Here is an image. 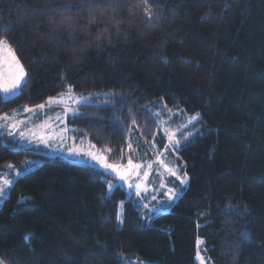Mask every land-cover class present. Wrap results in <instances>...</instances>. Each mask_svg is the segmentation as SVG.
<instances>
[{
  "label": "trees",
  "instance_id": "trees-1",
  "mask_svg": "<svg viewBox=\"0 0 264 264\" xmlns=\"http://www.w3.org/2000/svg\"><path fill=\"white\" fill-rule=\"evenodd\" d=\"M0 38L28 73L0 116L68 85L109 94L67 125L112 163L131 127L157 136V102L202 117L177 151L188 185L149 224L102 171L0 135V168L41 162L0 206L3 264H196L198 239L211 264H264V0H0Z\"/></svg>",
  "mask_w": 264,
  "mask_h": 264
},
{
  "label": "snow or ice",
  "instance_id": "snow-or-ice-1",
  "mask_svg": "<svg viewBox=\"0 0 264 264\" xmlns=\"http://www.w3.org/2000/svg\"><path fill=\"white\" fill-rule=\"evenodd\" d=\"M150 20V17H149ZM106 31V30H105ZM97 39H100V36H97ZM165 62L167 60L165 59ZM28 73L21 63L19 58L15 54V50L12 48L10 42L7 38H0V92L5 95H14L16 92L23 93L25 87H27V77ZM107 95V94H106ZM89 102L88 96H77L75 95V90L71 85H68L67 88L58 94L57 96H52L47 99L45 103L37 104L33 107H25L24 111L28 113H35L36 109H45L46 105H62L63 106V113H56L55 120L60 121L61 123L64 122V117L68 114L72 115H79V108ZM162 111L167 113L169 118L174 116H185L186 118L176 127L172 128L170 124H168L165 120H160L159 127L164 132L167 137L168 145L165 146V151L169 148L173 152L179 151L182 141L187 142L192 136L193 132L191 131V127H194L196 124L202 122V117L199 112L194 113L193 115H187L183 112V110H176L174 111L171 108H168L167 104L162 105ZM146 112L150 113L153 117L159 119L161 116L160 112H150V110L146 109ZM0 119H8V117H3ZM23 123V121H18L15 123H11L5 125L0 123V127H7L9 129L8 135H13V130L18 127L19 124ZM133 123L135 120L133 118ZM45 127L49 125H44ZM66 129L61 128L59 133L52 132L48 133L47 135L44 134H37L33 130H29L30 134L36 137L40 143L45 144V146H49V142L55 139H59L61 143L64 141L63 133ZM21 139L26 138V134L24 132H20ZM153 147L155 145L153 144ZM127 148L129 151L133 149V144L129 142L127 144ZM95 145H89L88 148L81 147H74L70 148L68 151L72 155H83L85 157H90L93 162H95L104 172H110L115 175L120 181L127 183L128 188L130 190L134 189V194L142 199H145L146 196H142V193H147L149 191L148 183L149 177L152 171H156L157 175L160 176L161 183L159 185L160 188H166L165 195L167 197L168 202L174 201L179 193L175 188L167 187L164 183V175L163 173H167L170 177H175L176 180L179 181L180 185H186L188 183V175L187 172L184 171L183 175L180 174L179 165H172L169 164L164 159V153H158V159L156 160H147V161H140L134 162L131 155L127 158V164L121 165L118 163H112L108 160L107 156L98 151H94ZM110 152L111 149H108ZM157 165V168H153V165ZM9 168L12 165L8 166ZM163 171H160V170ZM19 175V172H17ZM132 177H136L138 182L133 183ZM14 183L11 179H0V198H3L5 195L6 189L10 187ZM114 185L108 183V190L112 191ZM151 199L155 200L156 196L153 195ZM121 206H123V201H121ZM144 208H147V204L141 205ZM119 220L120 218L117 217ZM123 223L122 220H120ZM198 244L201 243L200 241L197 242ZM197 259L201 261V264H204L203 258L200 256V253L197 252ZM143 264V262H140Z\"/></svg>",
  "mask_w": 264,
  "mask_h": 264
},
{
  "label": "rangeland",
  "instance_id": "rangeland-1",
  "mask_svg": "<svg viewBox=\"0 0 264 264\" xmlns=\"http://www.w3.org/2000/svg\"><path fill=\"white\" fill-rule=\"evenodd\" d=\"M75 95H77V96H81V95L82 96H88L89 102L85 105H88V104L104 105V104L109 103V102L105 103L103 101H97L96 100L97 98L104 99V98H106V96L108 97L109 94L106 95L103 93L102 94H97V93L78 94V93H75ZM162 105H163V102L160 101V102H157L156 104L149 107L150 112H160L161 113V116L159 119L154 117L156 123L158 124L157 136L151 142H145L144 139L142 140L140 138L138 131H137V128L131 127L129 130V140L133 144V149L131 151H129V149L127 148L125 163H119V164L126 165L127 164V158L129 157V155H131L134 162H137V163L140 161H147V160H153L154 161V160L159 158L158 153L163 152L164 153V159L169 164H172V165L178 164L180 174L183 175L184 169H183V165L179 161L177 151L173 152L171 150V148H169L167 151H165V146L168 145L169 142L167 140L166 135L164 134V132L159 127V123H160V120H165L168 122V124H170L172 126V128H176L186 117L178 115V116H174L172 118H169L167 113L162 111ZM23 108H25V107H23ZM46 108H50L51 112L47 117L48 120H46L44 122V125H49L47 127H44V130H43L44 135H47L48 133H52V132L59 133L61 128L66 129V131L63 133V137H64L63 143H61L59 139L53 138V140H51L49 142V146H45V144H43V148H42L43 152H41L39 154H42L45 156H50V157H58V158H61V159L67 160V161H71V162H74L77 164L92 167V168L100 170L104 174L112 177V179L114 181H109L108 183H111L112 185H114V187L117 185V186L123 188L126 191L128 196H130L132 194L135 196L137 204L141 208H143V210H144L142 213V216H143V219L145 220V222L147 224H149L151 222V220L154 217H156L157 215L168 212L170 210V208L172 207V205L178 200V198L182 195V193L186 189L188 183L186 185L182 186V185H180L179 181L175 179V177L168 176V174L166 172L163 173L164 183L167 185V187L175 188L179 193L178 197L174 201L168 202L167 197L165 195L166 188H160L159 187V185L161 183L160 176L157 175L156 171H152L150 174L149 183H148L149 191L146 194L142 193V196H146V198L141 200L140 198H138L134 194V189L130 190L128 188L127 183L120 181L118 178L115 177V175L113 173L104 172L103 169H101L95 162H93L90 157H85L83 155L77 156V155L70 154L68 151L70 148H74V147L78 148L81 146H83L84 148H88V146L90 144L91 145H93V144L88 140V138L81 136L79 131H77L76 129L71 128L67 125L68 119L72 118L74 115L68 114L66 117H64L63 123L55 120V114L56 113H61V114L63 113V106L62 105H52V106L46 105ZM174 111H176V110H174ZM195 126L191 127V131L193 132V135L196 132ZM49 127L52 128L51 131L48 130ZM79 134H80V136H79ZM184 143L185 142L182 141L181 146ZM153 144L155 145V147H153ZM16 147H17V145H16ZM93 150L98 151V152H102V153L105 152L104 150L98 149L96 146H95V149H93ZM6 165H14V164H6ZM40 165H41L40 161H28L27 164H24L22 166V168L11 169L7 173H10V172L15 173V174H17V172H19V174H21L22 172L27 173V172L39 167ZM157 167H158L157 165H155V164L153 165L154 169ZM160 171H163V170L161 169ZM0 179H5V178L0 176ZM132 182L133 183L138 182V179L136 177H132ZM188 182H189V180H188ZM108 183H107V185H108ZM109 192H111V191H109ZM153 195L156 196L155 200L151 199V197ZM1 204H2V202L0 203V206H1ZM142 204H147L148 207L144 208L141 206ZM122 214H123V208H122V206H120V215L122 216ZM198 241H200L201 243L198 244L197 243ZM197 242H196L195 263L201 264V261L197 259V252H199L200 256L203 258L204 264H211L210 261L207 260V258L205 256L204 247H203L204 244H203L202 240L198 239ZM135 263L140 264L139 261H135ZM0 264H3V263L0 261ZM143 264H145V263H143Z\"/></svg>",
  "mask_w": 264,
  "mask_h": 264
},
{
  "label": "crops",
  "instance_id": "crops-1",
  "mask_svg": "<svg viewBox=\"0 0 264 264\" xmlns=\"http://www.w3.org/2000/svg\"><path fill=\"white\" fill-rule=\"evenodd\" d=\"M18 92H16L14 95H5L2 92H0L3 99H9L13 96H15ZM25 108H19L13 112H10L8 114H5L3 116H0V118L8 117V119H0V123H3L5 125L15 123L18 121H23V123L19 124L16 129L13 130V135H8L9 129L7 127H0V135L4 136L7 141H12L16 143L18 149L22 150H29L36 153L43 152V143H40L39 140L32 136L29 132V130H33L37 134H44V122L48 120V115L51 112L50 108L45 109H36L35 113H28L24 111ZM51 127L48 128V130L51 131ZM20 132H24L26 134V138L21 139ZM28 161L14 164L13 167L9 168V165H4L0 168V176L4 177L5 179H11L14 182L22 176L25 172H22L21 174L17 175L15 173H7L11 169L15 168H22L24 164H27ZM14 184V183H13ZM12 184V185H13ZM11 185V186H12ZM10 187L6 189L5 195L3 198H0V203L4 201V199L8 196Z\"/></svg>",
  "mask_w": 264,
  "mask_h": 264
}]
</instances>
